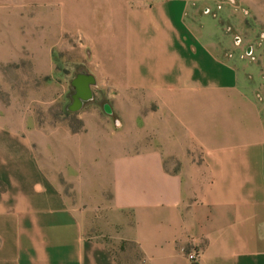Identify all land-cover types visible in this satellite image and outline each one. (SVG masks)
Wrapping results in <instances>:
<instances>
[{
  "label": "crops",
  "instance_id": "1",
  "mask_svg": "<svg viewBox=\"0 0 264 264\" xmlns=\"http://www.w3.org/2000/svg\"><path fill=\"white\" fill-rule=\"evenodd\" d=\"M187 6L129 11L124 54L104 64L105 97L159 104L154 140L133 152H101L99 107L70 112L78 130L64 119L50 44L0 41V264H191L193 251L197 264H264V125L237 70L194 41ZM122 106L138 121V104ZM105 193L120 228L86 232Z\"/></svg>",
  "mask_w": 264,
  "mask_h": 264
},
{
  "label": "rangeland",
  "instance_id": "2",
  "mask_svg": "<svg viewBox=\"0 0 264 264\" xmlns=\"http://www.w3.org/2000/svg\"><path fill=\"white\" fill-rule=\"evenodd\" d=\"M163 0H0V41L7 36L11 42L43 40L52 47L58 74L63 77V116L73 130L81 128L80 121L66 110L71 102L73 89L70 85L75 75L84 68L98 78L93 89V98L84 102L79 111L99 107L109 117L111 134L101 139L100 150L109 148L124 152L138 151L143 143L154 140L150 130V110L159 107L147 99H116L105 97L103 85L105 63L121 57L120 28L126 14L138 8H147ZM186 24L197 36V43H205L224 62L233 66L239 75L238 90L251 96L264 125V0H187ZM173 18L178 22L183 4L174 2ZM9 32L11 34H9ZM57 35V36H56ZM61 45V51L55 46ZM105 87V88H104ZM145 101L144 107L142 101ZM121 101H123L121 103ZM126 102L138 104L142 113L135 122V115H120L115 112ZM127 105L131 106V104ZM104 106L111 110L106 114ZM124 119H126L124 121ZM144 119V120H142ZM122 124V125H121ZM115 132V133H114ZM108 143V145H107ZM102 158L95 162V179L92 192H97L102 183ZM171 167L178 166L169 162ZM91 189V188H90ZM100 209L91 217V228L86 232L109 233L120 228L119 218L107 211L108 193L100 199ZM102 208H105L104 211ZM111 214V215H110ZM94 222H93V221Z\"/></svg>",
  "mask_w": 264,
  "mask_h": 264
},
{
  "label": "water",
  "instance_id": "3",
  "mask_svg": "<svg viewBox=\"0 0 264 264\" xmlns=\"http://www.w3.org/2000/svg\"><path fill=\"white\" fill-rule=\"evenodd\" d=\"M70 85L73 93L70 95L71 102L67 106V110L77 112L82 108L84 102L93 98L92 87L96 85V79L93 74L82 68L71 80Z\"/></svg>",
  "mask_w": 264,
  "mask_h": 264
},
{
  "label": "built area",
  "instance_id": "4",
  "mask_svg": "<svg viewBox=\"0 0 264 264\" xmlns=\"http://www.w3.org/2000/svg\"><path fill=\"white\" fill-rule=\"evenodd\" d=\"M196 257H197V252L193 251L191 253H188V258L190 259L191 264H195L196 263V261H195Z\"/></svg>",
  "mask_w": 264,
  "mask_h": 264
},
{
  "label": "trees",
  "instance_id": "5",
  "mask_svg": "<svg viewBox=\"0 0 264 264\" xmlns=\"http://www.w3.org/2000/svg\"><path fill=\"white\" fill-rule=\"evenodd\" d=\"M195 264H197V263H195Z\"/></svg>",
  "mask_w": 264,
  "mask_h": 264
}]
</instances>
